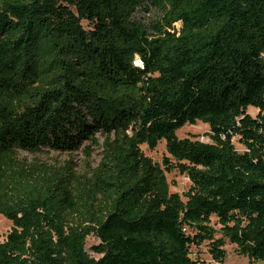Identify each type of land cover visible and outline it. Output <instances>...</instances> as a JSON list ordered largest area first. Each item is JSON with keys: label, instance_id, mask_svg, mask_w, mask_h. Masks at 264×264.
Listing matches in <instances>:
<instances>
[{"label": "trees", "instance_id": "obj_1", "mask_svg": "<svg viewBox=\"0 0 264 264\" xmlns=\"http://www.w3.org/2000/svg\"><path fill=\"white\" fill-rule=\"evenodd\" d=\"M197 121L210 141L177 136ZM81 147L80 174L20 154ZM0 215V264L264 260V0H0Z\"/></svg>", "mask_w": 264, "mask_h": 264}, {"label": "rangeland", "instance_id": "obj_2", "mask_svg": "<svg viewBox=\"0 0 264 264\" xmlns=\"http://www.w3.org/2000/svg\"><path fill=\"white\" fill-rule=\"evenodd\" d=\"M137 17L143 19L145 23H150L155 17H157L155 10H151L150 12H146L144 10H140L137 13ZM84 25L86 23L84 22ZM247 112L255 117L258 113V110L252 106L247 108ZM209 126L208 124L197 121L195 124H185L181 128L176 131V134L179 138L188 137L191 139H197L204 142L210 141L209 136ZM232 142L237 151H244V146L239 141L238 136H234L232 138ZM145 155L149 156L154 162L159 163L164 169L163 158L168 157L165 141L161 140L155 149L150 150L145 144L141 146ZM22 157H25L29 162L44 164L48 166H53L55 168H59L65 166L66 164H71L73 170L80 174L83 173L87 168V163L95 166L100 158V149L92 147V152L90 157L86 156L85 149L83 147L79 148L75 151H54L44 149L37 153L30 152H21ZM165 176L169 185V190L171 192L178 193L181 198L186 201L188 199L186 193L189 190L191 185L190 179L186 173L180 172L178 169H174L171 171L164 170ZM210 225L216 230L214 235L215 238L221 237L220 224L217 221L215 216H211ZM11 228V222L7 220L5 217L0 215V242L4 240L7 232ZM98 239L90 235L86 239V249L92 254L90 251V246L97 243ZM225 250V259L223 263H218L214 261L209 253V243L208 241H204L199 246H192V257L202 260L204 263L211 264H264V260L260 261H251L248 257L237 254L235 250V244L230 243L227 239H225V244L223 245Z\"/></svg>", "mask_w": 264, "mask_h": 264}]
</instances>
